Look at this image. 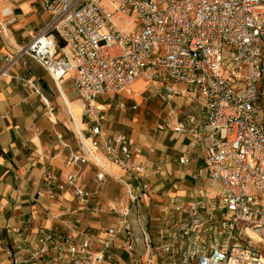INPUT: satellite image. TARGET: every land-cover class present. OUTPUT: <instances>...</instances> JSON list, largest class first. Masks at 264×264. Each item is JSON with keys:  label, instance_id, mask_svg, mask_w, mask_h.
<instances>
[{"label": "built area", "instance_id": "2783aa9c", "mask_svg": "<svg viewBox=\"0 0 264 264\" xmlns=\"http://www.w3.org/2000/svg\"><path fill=\"white\" fill-rule=\"evenodd\" d=\"M36 2L49 20L27 44L0 54V79L23 56L42 66L55 85L71 73L82 115L95 123L92 138L85 139L89 145L77 134L81 150L65 160L73 168L66 180L60 183L47 175V182L60 191L69 189L89 207L93 196L82 184L81 167L92 163L102 187L105 158L124 171L130 204L147 195L149 175L131 162L140 150L124 134L101 137L104 111L95 102L128 91L138 80L159 84L166 102L184 95L199 102L203 123L192 129L178 124L173 130L189 135L194 144H206L203 165L192 179L221 184L222 190L215 197L199 190L186 208L176 206L155 243L147 224L140 228L145 264H264V0ZM1 15L8 18L11 12L4 9ZM24 84L40 94L30 80ZM109 210L119 220L101 241L76 242L43 228L29 243L16 229L9 234L31 264H46L51 250L67 264H111L115 249L126 252L131 263H141L127 220L129 208Z\"/></svg>", "mask_w": 264, "mask_h": 264}, {"label": "crops", "instance_id": "0c3cea01", "mask_svg": "<svg viewBox=\"0 0 264 264\" xmlns=\"http://www.w3.org/2000/svg\"><path fill=\"white\" fill-rule=\"evenodd\" d=\"M4 9L11 12L8 18L1 15ZM48 20L49 15L36 0H0V24H4L0 54H11L27 44ZM24 80H30L40 94L34 93ZM39 82L46 84V90ZM138 87L116 98L107 94L95 103L104 111L101 137L124 134L140 150L131 162L142 166L149 175V192L130 204L124 171L104 158L107 175L102 187L97 186V168L92 163L81 167L82 184L93 196L90 206L84 207L69 189L57 190L46 180L47 175L60 183L66 180L73 168L66 167L65 160L81 150L77 134L89 145L85 139L92 138L91 129L95 126L93 119L83 116L82 111L76 115L75 109L81 107V101L71 73L55 85L42 66L23 56L0 79V264H31L26 252L14 248L10 229L18 230L20 238L27 243L35 239L39 228L76 242L82 238L101 241L106 237L105 230L115 227L119 220L118 214L109 209L118 207L129 208L127 220L137 240L136 249L141 253L139 264H145L148 254L143 250L140 228L147 224L155 243L158 232L174 216L176 206L186 208L198 197L199 190L212 197L221 192V184H212L204 178L192 179L203 165L206 144H194L192 137L173 130L178 124L192 129L203 123L199 102L187 95L174 98L160 111L161 118L155 119L147 113L148 108L141 109L137 104V97L142 96L136 90ZM133 104L137 105L134 110ZM159 121L162 129L158 128ZM96 140L102 146L99 138ZM180 158L187 159V163H179ZM99 207L101 211L97 210ZM7 251L14 256L9 257ZM113 254L111 264H133L126 252L115 249ZM46 262L67 264L52 250Z\"/></svg>", "mask_w": 264, "mask_h": 264}, {"label": "rangeland", "instance_id": "374dc122", "mask_svg": "<svg viewBox=\"0 0 264 264\" xmlns=\"http://www.w3.org/2000/svg\"><path fill=\"white\" fill-rule=\"evenodd\" d=\"M138 85H140V87H138L136 90L138 91V93H140V94L142 93V96H141V98H140V96L137 97V100H136L137 104L141 107V109H143L144 106L146 108H148L146 110H147V113L151 117H153L155 119H160L161 117L158 116V115H160V111L164 108H167L171 102H166L162 99V97H164V94L161 91V87L159 84H155V83L148 82L145 80H138L135 84L132 85V88H130V90L135 88V86H138ZM116 96H118V95H116ZM103 97H105V95ZM182 97H185V95ZM99 98H101V97H99ZM130 105H132V104H129V106ZM140 107H138V108H140ZM158 123L162 124V123H160V121ZM262 253L264 255L263 250H262Z\"/></svg>", "mask_w": 264, "mask_h": 264}, {"label": "bare ground", "instance_id": "6f19581e", "mask_svg": "<svg viewBox=\"0 0 264 264\" xmlns=\"http://www.w3.org/2000/svg\"><path fill=\"white\" fill-rule=\"evenodd\" d=\"M80 111H81V107H80V105H78L77 108L75 109L76 115H78L80 113Z\"/></svg>", "mask_w": 264, "mask_h": 264}, {"label": "water", "instance_id": "95a60500", "mask_svg": "<svg viewBox=\"0 0 264 264\" xmlns=\"http://www.w3.org/2000/svg\"><path fill=\"white\" fill-rule=\"evenodd\" d=\"M39 84L42 86V88H45L46 90V84H44L43 82H39Z\"/></svg>", "mask_w": 264, "mask_h": 264}]
</instances>
